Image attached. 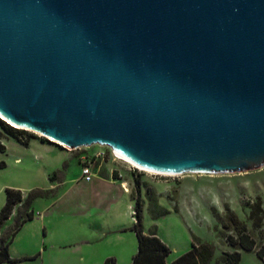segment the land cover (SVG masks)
I'll return each mask as SVG.
<instances>
[{
	"label": "water",
	"instance_id": "95a60500",
	"mask_svg": "<svg viewBox=\"0 0 264 264\" xmlns=\"http://www.w3.org/2000/svg\"><path fill=\"white\" fill-rule=\"evenodd\" d=\"M0 115L165 174L264 166V0H0Z\"/></svg>",
	"mask_w": 264,
	"mask_h": 264
},
{
	"label": "rangeland",
	"instance_id": "374dc122",
	"mask_svg": "<svg viewBox=\"0 0 264 264\" xmlns=\"http://www.w3.org/2000/svg\"><path fill=\"white\" fill-rule=\"evenodd\" d=\"M0 119L7 122L2 116ZM31 133L35 138L43 137L38 133ZM4 135L0 129V137ZM46 141L54 143L48 139ZM58 146L27 148L19 146L10 137L8 150L0 151V161L5 162V167L0 168V204L4 203L6 187L20 189L26 195L32 189H46L44 186L49 185V176L54 169L46 174L42 172L44 166H56V170L62 171L56 178H63L64 175L67 179L76 178L81 173L77 157L84 152L103 149L106 158L101 163L99 173L104 174L107 168H111L127 183L130 193L140 194L143 201L142 226L146 231L155 229L164 240L170 249L169 260L185 253L190 248L192 238L197 237L202 242L212 244L214 253L211 264H222V252L234 249L227 244L225 236L229 232L222 228L218 217H223L229 211L234 212L245 223L247 231L257 244L256 247L264 245V215L259 228H255L249 219L251 205L258 204L264 209V166L247 172L227 174L186 172L166 175L142 171L124 160H114L105 145L95 144L71 150ZM35 153L40 156L38 162L34 159ZM15 157H19L20 162L14 161ZM137 179L139 190L136 186ZM36 207L39 208L40 204ZM159 207L166 212L158 214ZM18 212H22L21 208ZM104 244L105 248H109V238ZM240 252L239 264H264L254 252Z\"/></svg>",
	"mask_w": 264,
	"mask_h": 264
},
{
	"label": "crops",
	"instance_id": "0c3cea01",
	"mask_svg": "<svg viewBox=\"0 0 264 264\" xmlns=\"http://www.w3.org/2000/svg\"><path fill=\"white\" fill-rule=\"evenodd\" d=\"M9 142L10 137H0L5 151ZM49 145L58 146L32 139L25 147L43 149ZM93 152L80 154L77 157L79 164L81 155ZM34 159L38 162L40 156L35 153ZM20 160L15 157L14 161ZM102 162L92 167L90 181L83 180L81 173L74 179H67L65 175L61 178L62 171L56 170V166L42 167L46 174L51 169L59 173L57 178L49 180L48 186H44L53 193L32 201L33 217L21 225L8 246L10 257L17 262L1 264H131L137 251V237L132 229L136 222L134 199L127 183L111 168H107L104 174L99 173ZM22 193L26 196L25 192ZM38 204L39 208L36 207ZM17 208L1 226L0 235L13 226ZM143 231L150 232L144 228ZM157 236L164 242L159 234ZM108 238L110 246L105 248ZM26 259L33 261L25 262ZM107 259L109 262L105 263ZM171 261L167 256L166 263Z\"/></svg>",
	"mask_w": 264,
	"mask_h": 264
},
{
	"label": "trees",
	"instance_id": "16d2710c",
	"mask_svg": "<svg viewBox=\"0 0 264 264\" xmlns=\"http://www.w3.org/2000/svg\"><path fill=\"white\" fill-rule=\"evenodd\" d=\"M0 129L2 132L16 140L22 145H28L32 139H39L47 142L46 138H35L30 131L25 129L16 128L4 120L0 119ZM30 132V133H29ZM0 151H5V147L0 144ZM5 167V162L0 161V168ZM59 173L53 172L49 176V180H54ZM137 190H139V181L136 180ZM136 190V191H137ZM5 201L0 209V228L3 223L10 217L14 208H17V214L13 226L8 229L4 234L0 235V264L2 262H17V259L10 257L8 246L12 241L15 233L21 225L33 217L32 201L38 197H47L53 193L51 189H32L26 196L20 189L6 187L4 189ZM134 199V217L136 222L132 229L137 237V251L132 258L131 264H167L166 257L170 253L169 247L157 236L155 229L150 230L149 233H144L142 226V208L143 201L140 194L133 195ZM21 208V213L18 212ZM158 214H164L165 209L159 207ZM264 209L258 204H253L250 207L249 219L255 228H259L262 224ZM221 226L224 230L229 232L225 236L227 244L232 247V251L222 252L220 262L222 264H239L241 259L240 250L247 252H254L256 256L264 261V245L256 247L255 240L247 231L244 222L240 221L234 212L229 211L223 217H218ZM214 248L208 242H202L197 237H193L190 243V248L170 264H211ZM109 262V259L105 263Z\"/></svg>",
	"mask_w": 264,
	"mask_h": 264
},
{
	"label": "built area",
	"instance_id": "2783aa9c",
	"mask_svg": "<svg viewBox=\"0 0 264 264\" xmlns=\"http://www.w3.org/2000/svg\"><path fill=\"white\" fill-rule=\"evenodd\" d=\"M93 145H95V144H93ZM93 145H91V146H93ZM106 147H108V146H106ZM108 148L110 151V155L112 156V159L123 160L120 157V155L118 154V152H116L114 149H112L110 147H108ZM105 158H106V152L103 149H98L91 154L81 155L80 156V165H81L82 179L85 181H90L92 178V167L94 165H96L99 161H103Z\"/></svg>",
	"mask_w": 264,
	"mask_h": 264
},
{
	"label": "bare ground",
	"instance_id": "6f19581e",
	"mask_svg": "<svg viewBox=\"0 0 264 264\" xmlns=\"http://www.w3.org/2000/svg\"><path fill=\"white\" fill-rule=\"evenodd\" d=\"M1 116V115H0ZM4 118V117H3ZM5 119V118H4ZM6 120V119H5ZM7 121V120H6ZM8 123H10L9 121H7ZM11 124V123H10ZM119 155H120V157L124 160V161H126V162H128V163H130L132 166H134V167H136V168H138V169H140V170H142V171H146V172H151V173H158V174H165V173H159V172H155V171H151V170H147V169H145V168H142V167H140L139 165H136L135 163H133L131 160H129L128 158H126L125 156H123L122 154H120V153H118ZM166 175H172V174H166Z\"/></svg>",
	"mask_w": 264,
	"mask_h": 264
}]
</instances>
